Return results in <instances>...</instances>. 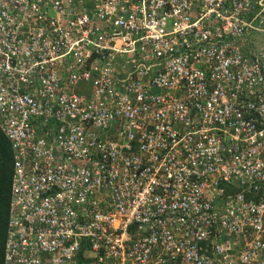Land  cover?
Segmentation results:
<instances>
[{
    "label": "built area",
    "instance_id": "built-area-1",
    "mask_svg": "<svg viewBox=\"0 0 264 264\" xmlns=\"http://www.w3.org/2000/svg\"><path fill=\"white\" fill-rule=\"evenodd\" d=\"M0 130L3 264H264V0H0Z\"/></svg>",
    "mask_w": 264,
    "mask_h": 264
},
{
    "label": "trees",
    "instance_id": "trees-1",
    "mask_svg": "<svg viewBox=\"0 0 264 264\" xmlns=\"http://www.w3.org/2000/svg\"><path fill=\"white\" fill-rule=\"evenodd\" d=\"M14 153L11 145L0 130V264H3L5 241L7 238L8 221L12 212L10 210L11 192L10 184L14 169Z\"/></svg>",
    "mask_w": 264,
    "mask_h": 264
},
{
    "label": "rangeland",
    "instance_id": "rangeland-1",
    "mask_svg": "<svg viewBox=\"0 0 264 264\" xmlns=\"http://www.w3.org/2000/svg\"><path fill=\"white\" fill-rule=\"evenodd\" d=\"M81 87L82 88V91H84V87H83V84L82 83H80L79 85H78V87ZM81 90V89H80Z\"/></svg>",
    "mask_w": 264,
    "mask_h": 264
}]
</instances>
